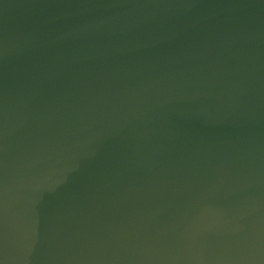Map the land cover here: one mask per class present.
<instances>
[{"label": "water", "instance_id": "obj_1", "mask_svg": "<svg viewBox=\"0 0 264 264\" xmlns=\"http://www.w3.org/2000/svg\"><path fill=\"white\" fill-rule=\"evenodd\" d=\"M0 264H264V0H0Z\"/></svg>", "mask_w": 264, "mask_h": 264}]
</instances>
